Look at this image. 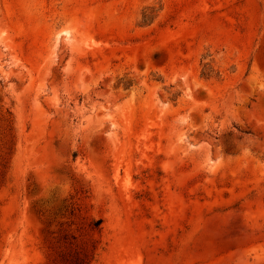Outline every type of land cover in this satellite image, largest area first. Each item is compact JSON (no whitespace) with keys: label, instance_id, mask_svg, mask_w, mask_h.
<instances>
[{"label":"rangeland","instance_id":"1","mask_svg":"<svg viewBox=\"0 0 264 264\" xmlns=\"http://www.w3.org/2000/svg\"><path fill=\"white\" fill-rule=\"evenodd\" d=\"M0 264H264V0H0Z\"/></svg>","mask_w":264,"mask_h":264},{"label":"trees","instance_id":"2","mask_svg":"<svg viewBox=\"0 0 264 264\" xmlns=\"http://www.w3.org/2000/svg\"><path fill=\"white\" fill-rule=\"evenodd\" d=\"M99 223H100V221H97V222H96V224H99Z\"/></svg>","mask_w":264,"mask_h":264}]
</instances>
